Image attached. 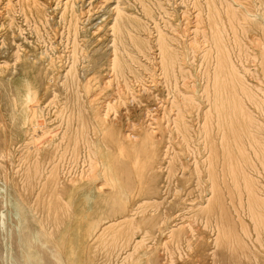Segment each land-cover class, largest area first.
<instances>
[{"label":"rangeland","instance_id":"374dc122","mask_svg":"<svg viewBox=\"0 0 264 264\" xmlns=\"http://www.w3.org/2000/svg\"><path fill=\"white\" fill-rule=\"evenodd\" d=\"M102 1L103 0H86L83 3L84 12L94 9L93 11H96L98 16L96 14L95 16L97 17L94 16L92 17L93 20L91 19L92 21L91 20L88 21L87 28H89V31H87L86 33L82 32L81 34H79V38H80L79 41L83 43L82 48L85 47L84 48L85 54L90 55L86 57V55L84 54V56L81 58L82 61L81 60L80 61L84 62L85 65H89V66L92 65L90 66V69L87 72L85 70L83 71L79 69V72L81 71L80 80H82V82L87 80L86 81L87 83L88 79H91L90 80V83H91L93 78L96 79L95 85L100 84L98 86L96 85L98 87L96 92L101 91V92H98L97 94L98 96L100 95L99 96L100 101L102 102V107H101V110H103L102 113L106 114V116L108 115V117H111V119H115L113 121H115L116 123H120L119 125L116 124L117 128L119 127L118 128L119 131H122L124 128L128 130L127 131L128 133H130L131 131L130 134L132 135L130 136L134 137V138L131 137V139H133L132 141L134 140L136 141L138 139L136 142L137 146L135 148H136V152L139 153L141 157H138V159H135V160L133 159L135 157L134 155L138 156L139 154L132 152L134 155L132 156L131 159L128 160V158H130L132 153L130 154V150L128 149H127L128 152L123 153L124 150L127 151L126 149L123 150V148H125L126 145L123 142H121L122 140L120 141V139H117L116 136L110 135L111 131L110 129H108V127H104L103 125H101L102 127L100 125H96L95 127L94 126L95 124L93 125L94 122L92 121V118H91L92 116L91 109L87 107L86 105V99L84 97L86 93L84 91H83L84 93L81 92V96L83 99H81L80 98L81 96H79L81 100L80 99L78 100V103L79 101H81L82 103L80 102L78 104L75 101L76 104L74 105L73 101H71L72 102L71 104H68L67 102L66 107H68L69 109L65 110L66 112H64L63 114L65 116L74 115V117H76L77 112L79 111L78 107L81 104H83V102L85 101L83 107L84 108L86 107V109H84V111L86 110L85 113L87 112L86 113L88 115L87 117L88 119L89 118L90 119L89 120L86 119V121L83 124L86 123L88 125L89 123L90 125L89 127H87L89 131V132L87 131V134L88 133L89 134L86 135L87 137L85 136L86 137L85 139H87L89 136L88 138L89 142H87V140L80 139L78 136L82 132L78 130L82 128V124L80 122L77 123L78 126L80 127L77 129L78 131L76 130V131L71 132V126L70 127L67 126L71 124L70 123L68 124L66 120L64 121V119H61L59 116L60 114H62V113H59V110L61 109L62 106H64V102H65L64 97L66 99L67 97L66 95H69V93L67 92L66 94V92L62 90L61 85H59L58 83H56L57 84L56 85L53 81L49 80L52 77L51 74H50L51 76L47 75V77H50V78L45 77V83L41 85L39 89V93H38V98L43 102L42 107L45 110L44 113L46 115L41 118L39 116L37 120H39L38 122L41 123V126L47 129L45 130L46 133H44V136L39 139V140L41 139L42 140L37 141L33 145V150L35 151L38 150L40 155H38V158H36L34 155L31 156L28 153V148L26 147H28V143L32 142L31 134L29 133L30 127H31L30 125L36 119H35V116H32L30 118L31 123L29 122L25 125H22L23 119H21V117L16 114L17 109L15 111V107L13 105L15 97L16 98L18 97V94L16 93V90H15V86H17L21 82V77L19 74L20 73V61H19L18 56H22L25 50H31V51L35 50L36 53L41 54L47 59L50 58L51 56V58L57 59V61H60L61 59L60 63L64 62L67 65L69 63L68 55H69V50L71 49V45H72L71 43L72 38L69 39L67 28L64 25V23H62V21H57V20H60L58 17H54V19L51 20V23H50L51 25L50 24H48L50 26L47 25L48 29L47 27L44 28L45 30H49V31L45 32L44 29L42 28L41 30L42 37L39 39H36L37 37L36 35H34L35 33L33 32L32 27L29 26L26 23V21H24L23 14L22 13L20 14V12L17 10V9H20L19 6L16 4L17 0H0V264H209V263L210 264L212 263L221 264L223 263V261L225 264L227 263L230 264V262L231 264L232 263L234 264H264V256L261 254L260 241L256 237L254 221L251 218V216H249L248 210L242 209L239 203H237L238 200L235 198V195L233 199L234 202H231L229 198L231 203L230 202L228 203L229 200L226 201V199H228L226 197L224 200L223 218L227 226L230 227L231 233L229 232L228 238H226L225 240L223 239V241L221 242L219 239H217V236H216L217 232H216V229H214V225L210 226V224L207 223L205 216L203 215L197 216L196 215L197 208L195 207H198V206L192 207L193 205L190 204L191 201L189 200L192 198L193 199L198 198V195H197L198 185L196 186L197 176L193 173V167H194V162L196 161V159H201V156L205 154L206 149L203 146L205 144V140H204L205 139V127L207 126V124L205 123V120L207 119L206 113L210 109V106L207 103H205L206 94L204 92L208 78L206 74L207 62L203 57V54H204L203 50L206 49V47L204 46H206L208 42H207V39L204 38L205 37L204 33H202L204 32V29L202 27L201 28L203 30L200 28L196 31L195 30L196 28L194 29V27H191V26H193L195 18L198 16L197 14L200 11L199 9H201L202 11V16L205 19L207 18L206 20H208L209 18L208 10L209 9H207L208 7V4L206 3L207 0H199V1L197 0V2L196 0L195 2L194 0L192 1L191 0L189 1L188 0L187 1L186 0H160L162 1L161 7L157 5L156 2H154L155 0H150L151 1L150 2L151 12H148V14H146L147 10H144L145 8L143 7V4L141 2H138V0L137 1L136 0H129V1L122 0L124 2V5H128V8L131 9L129 12L133 13V15L140 17L143 20L144 25L146 24L144 29H140V31L138 28L136 29V31L134 29L133 30L134 35L140 38L144 37L145 40H148V44H149V48L146 50L148 53L147 52L141 53V52L136 51L135 49L133 50L134 55L136 57L135 61L132 60L131 62L132 63L131 68L133 67L132 68L133 70L125 69L124 74L119 73L116 69L111 68L113 66V61H110V60H113L114 58L112 54L113 49L111 47L112 41L110 40L112 39V36H111L112 29L111 28L114 23V18L116 17V14H114L111 9L114 8L115 3H113L112 1V2H107V3L105 2V4L104 3L102 4ZM156 1H159V0H156ZM238 1H241V0H238ZM238 1L235 0V3L238 4L239 3ZM242 1L243 2H240L238 4V7L243 14L247 13L245 17L242 18V21L248 18L247 20L249 21L253 20L254 22V19H255L256 20L254 22L255 28L259 29V26L257 25V23L259 22L258 20L261 21V18H262L261 15L264 14V10H263L264 0L263 1L262 0H259V1L258 0H251V1L245 0V2L250 1L254 6L251 3H249L250 5H248V2L245 3L244 0ZM127 2H129V4ZM200 3L201 5L199 6ZM194 4L196 5V7L193 6ZM241 4L245 5V7L242 6ZM101 6H103V8H101ZM16 10L18 11V13ZM247 11H249L250 13ZM248 14H251V15L248 16ZM251 16L254 19H250L249 17ZM247 20L244 22L247 23L248 22ZM203 24L205 25L207 23H202L200 26H202ZM95 27H98V28L101 27L100 29L101 31L96 30ZM159 31H163V32L165 31V33H167L168 36H171L170 39L172 41L171 42L172 45L174 44L173 47L180 53V56H179L180 59L178 63L176 64L175 73L177 74L174 73L171 75L170 74L167 75L164 69V66L161 60L160 46L157 40ZM195 31L196 33L199 32L198 35L195 33ZM138 32H139V35L137 34ZM255 32L257 31L255 30ZM255 32L254 33L251 32V35H248L249 37L251 36L252 38H249V37L247 38L246 36H243L242 41H243V44L246 45L243 48V51L246 49V51L243 52L245 56L242 53L238 52L237 47H235L234 61H236V65L238 69L239 70L241 69L240 71L241 73H243L242 75H244L245 80L249 83L250 86L259 84L260 85L259 87H264V77H263L264 70L261 66V64L264 63V58H263L262 52L259 51V48L256 49V46L254 45V41L252 40L253 37L256 36V35L254 36V34H256ZM92 33H99L104 36L102 37L104 41H102L103 43L101 44V47L99 48V51L96 52V54L95 53L93 54V49H96L97 47H95V45L92 43L91 44L88 43L89 42L88 35L90 37V34L92 35ZM257 33L260 34V31H258ZM248 34H250V32ZM188 37L190 40H188ZM17 42L20 47L17 45ZM130 44H131V47H133L131 40H130ZM182 45H185V46H182ZM15 46L17 47L15 48ZM248 46L250 49L248 48ZM249 51L250 53H248ZM254 51H256V53ZM31 54H34V53H31ZM261 55H262L263 61H260ZM253 56H255V58ZM136 59H139V60H136ZM211 61L216 63V58L212 59ZM78 66L79 68H81L80 62H78ZM212 68H211L212 72L214 73L215 65ZM261 69L263 71H260ZM82 75L83 77L84 76L86 77L83 78ZM102 78H104L105 80ZM46 79H48V81ZM97 80L98 82L99 81L100 82L97 83ZM102 81L103 82L105 81L104 82L105 84ZM50 83H52L53 85H51ZM101 83L103 84L104 88L99 89V87H103ZM49 85H51L52 88ZM228 89H230V86H228L226 90ZM257 90H258L257 92L260 98L263 100L264 99V89L263 90L257 89ZM61 93L62 95H60ZM191 95L195 99L194 106L192 105V106H189L190 108L189 107L185 108L184 105L182 106L180 104L181 107L183 108L179 107V104L177 101L181 99L180 97L191 96ZM68 105H72V107L71 106L69 107ZM255 105H256L255 103H252L251 101L248 100L247 103L245 104V111L249 113L251 117L253 116L256 119V122L260 124L259 126H261V131H260L261 133H259L258 135L259 136L258 139L260 143L259 142L255 143V141L253 140L256 147L252 145L251 143L252 138L250 137L252 133H249L250 129L253 128V123L251 122V120H249L246 117H242V118L239 117L237 121H235L236 118L233 117L235 112L234 110L231 111V109L228 106L226 108H222V109L220 108L219 113H217V111L214 109L212 110V113H211L212 116L210 115V118L208 117L211 123L210 126H212V128L209 125L208 127L211 128L212 132L214 131V133H212V136H216L217 131H219L220 135L222 133H223L222 135H224V138L221 140L220 147L221 145H224V146H222L219 150V152L222 153L221 155L225 154V156L223 155V158H225L228 155V153L232 151L234 155L237 154L236 156V159H238L237 161L240 160L242 163L247 165V162H249L247 161V159L248 157H250L252 158V160L254 159V161L257 163V166L260 167L262 161H258L254 153V150L260 145L262 147L259 149L260 157L264 155L263 153L264 152V110L260 108V106L258 107ZM74 106H76L77 108ZM72 108L74 110H72ZM71 110L72 112H75L72 115L69 114ZM180 110H183L185 112V119L189 122V126H190L189 128L191 129L189 130L190 136L189 138H187V140L185 138L184 130L182 129L180 123H178L180 122L179 120L180 119L179 112H181ZM221 111L224 113H221ZM57 112L59 113V115ZM226 113L231 114L232 118H231V115L230 117H228L229 114H226ZM15 114L17 116V119L14 118ZM232 119L234 122H231L232 123L231 124L228 121H232ZM42 122H48V123L45 125ZM59 123L61 125H59ZM63 125L66 126L67 128L64 127ZM143 125L144 126L147 125V127L150 128V131H153L154 138H153V134L152 136L147 135L146 137L144 136V134L142 135L141 133L142 131L140 132V130H142ZM237 125L239 128L237 127ZM56 128H58L60 131ZM54 129H55V133L53 132ZM64 129L67 135L64 132ZM237 130H240L241 136L240 135L238 136V133L236 132ZM62 131H63V134H62ZM254 133H257V132L255 131ZM76 134L78 138H76ZM73 135H75V137H73ZM69 136H71V138ZM111 136H112V140H111ZM151 137L153 138L152 140H150ZM227 137H230V138H227ZM67 138L72 139V140L75 139L76 141L75 142L72 140L68 141L69 139ZM139 140L142 142L140 143ZM239 140H241L240 144H238V142H240ZM50 141L54 143V145H56L57 148L58 147L60 148V149L58 148L59 151H57L58 150L57 148H55L56 150L50 149L49 150L50 152L47 151L48 143ZM152 141H155L156 143H158L160 148L163 147L162 149L168 150L167 151L168 154L164 156L165 157L163 160L164 164L162 165L163 170L161 169L159 171L158 173L159 175L157 176V180H156V183L158 184V186L160 185L159 187L163 188L162 196L157 195L156 191H154L152 195L143 194L144 192H142V189L144 190L145 188L144 187L145 184H144V179L140 178L142 177V174L144 177L143 168L141 170V167H142L141 159L142 157H144V154L146 152V151L144 152V150L146 149H144L143 147L149 145ZM66 142L68 144H66ZM72 142H74L73 145H72ZM84 142L87 146H85ZM120 143H122V145L124 144L123 148L119 146L117 147V145H119ZM227 146H230V147L227 148ZM130 147L133 148L132 145H130ZM240 147L241 148L244 147L242 148L243 150ZM86 148L89 151L88 153H87ZM53 151L56 156L53 154ZM77 151L79 152L77 153ZM242 152L244 153L245 156L247 154L246 158ZM51 153L52 155L50 156L54 157V158L52 157V159L49 156V154ZM28 155L29 157L27 159L28 161H26L27 163L25 162L23 164L22 159H24V157ZM119 156L122 157V159H125L124 157H126L127 158L126 161L128 162L131 161L130 162L131 164H132V159L134 160V163L132 164L135 167V169L133 167L134 170L131 168L132 166L130 163H129L130 166L129 165H128L129 167L127 166L130 170V174L128 173L129 179L131 181V179L134 178L133 179L134 181L133 182L131 181L132 183L130 182L131 185L132 184L133 185L128 186L126 190L127 192L126 197L121 200L120 198L119 199L117 198L119 200V201L117 200L119 202L118 204L121 205V207L117 209L116 211L112 212L109 210V207L106 206L105 204L104 205L106 206V208H104L105 207L104 205H101L103 203H100L99 204L100 206L96 205L90 197L82 193L84 189L87 187V185H85L83 180L88 175H91L94 181L96 182V184H98L104 189L106 188L107 190H111V191L113 190V192L116 193L117 192L116 188H119L118 186L122 184V182H124L126 178H128L127 172H122V170L119 171L118 164L116 163L117 159L114 158V157L119 158ZM173 156H175L176 159L173 158ZM41 157L42 159L43 158L44 159L42 160ZM35 159L37 161H35ZM48 159L51 161H48ZM171 159H173V161L174 160L176 161L177 159L178 160L176 162H173ZM35 162L39 163L38 172L40 171L41 172L40 173L37 172L36 173L37 175L34 177L35 179L33 178L31 182L27 184L29 182L28 178H30V176L32 175V172L27 171V168H29V166H32L31 164ZM171 162H173L172 165H171ZM186 164L187 166L184 167V165ZM173 165L174 167L171 169L170 166H173ZM188 165L190 168L188 167ZM51 167L53 169H51ZM109 167L112 169H110ZM116 167L118 168L117 170H115ZM129 170L127 171L129 172ZM107 173H110V175H108ZM111 173H113L114 175ZM120 173L122 174L120 175ZM254 174H253L254 177H256L260 182H262V184H264L263 169L261 168V172H257ZM195 177L196 179H194ZM111 179L112 180L114 179L116 182L120 179V181L116 183L113 180V182L116 184L115 185ZM118 183L119 185H117ZM112 187L115 189H113ZM130 192L131 194H133L132 196ZM116 194H119V192ZM129 195L132 198L129 197ZM150 196L151 198H154L156 201L157 200L158 201L156 202L153 199L148 200L150 199ZM163 196L164 198L162 199ZM143 198H144V201L147 199L146 200L147 204L146 202L144 203L142 202ZM184 198H186L185 200H188V201L183 202ZM137 200H139L138 203H137ZM160 200L162 202H160ZM129 201L132 202L133 205H135V207L133 206L134 209L136 207L139 208V205H141L142 208L140 207L138 209L139 211H136L137 213L139 212L138 213L139 216H137L138 214L136 213H135L136 215L132 213L134 214L133 215L134 220L131 221V219H126L127 221H121L120 223L114 224V226L112 227L110 226L108 230H106L105 234H103L104 236L102 235L103 237L100 236V238L98 239V242L96 243L98 247L95 246L90 251H84V250L78 251L68 246L62 247L61 249H59V247L57 248L50 242V240H54V239L55 241L58 242V240L60 241V238L63 240L64 239L69 240L71 238V235H73L72 237H75L77 233H85L88 227H92V228L97 227V225H95L96 223L97 224L99 223L100 225L99 224L98 225L101 226L102 224L107 222V220H109V217L116 218L118 216H121L122 214H125L124 208H123L125 207L124 204L127 203L128 206L130 205L129 206L130 208L132 207V204H130ZM150 201L153 202L152 203L153 205L150 203V206H148V202ZM93 203L96 206L95 205L93 206ZM184 204H186L187 206ZM156 206L158 207V209L156 208ZM190 206L191 208H189ZM149 207H151V210ZM152 207L155 208L156 210V211L154 210V213L156 212L155 214L153 213ZM142 209L147 210L148 212L150 210V212L155 215L154 216L155 224H153L154 226L151 224L150 226L147 225V227L149 226L150 228L148 227L149 231L145 233L143 232L144 225H141V228H137L138 226L137 223L140 225V222H138L137 218L142 215L140 213ZM178 209L180 210L182 209L181 212L184 214H182ZM108 210L110 212L107 214ZM162 210L164 211V213ZM172 210H174L175 213H173ZM219 211L220 210H218V212ZM240 211L241 213L239 214ZM165 212L167 214H165ZM177 212L180 213L178 216H176L178 214ZM190 212H193V213L191 214ZM56 213H57V216H56ZM115 215L117 216L113 217ZM170 215H173L175 217L173 218V216H170ZM180 215H182V217ZM217 215H219L220 217L221 211H220V214L217 213ZM176 217H178L179 220ZM55 219H58V220H55ZM82 219L83 221H81ZM188 221L190 222L188 223ZM176 224H180L182 226L187 225L185 228L183 227L184 229H186L184 230L185 232L183 231L184 236L183 234L178 235L180 225H178V227L174 229V232H171V229H172L171 227L174 228V225ZM204 225L205 226L208 225V226L204 227ZM192 226H194L195 228ZM199 226L200 228L198 230L197 227ZM189 228L193 231H190ZM204 230L205 231L207 230L206 232L209 233L210 235L205 233ZM212 230L214 231L215 234L213 233ZM227 230H229V228H227ZM200 231L203 233L201 234ZM204 234H205L204 238L206 239L201 237ZM141 235L143 236V241H144L143 243H141L142 242ZM49 236L52 237L53 239L49 238ZM182 236L184 239H187V237L189 236L188 237L189 242L181 238ZM232 236L233 238H231ZM197 237L199 238V240L200 239L201 240L197 241L198 240ZM209 237H211L213 241L212 240L210 241ZM192 239L194 240L196 239L195 242ZM203 239H204L203 244L204 245L208 244L206 245V247H204L203 244L201 243ZM133 241L134 242L138 241L140 243L139 247L140 245L141 247L136 249L137 252L136 251L132 252V254L130 255L131 258L127 257L125 260H121L120 259L121 257L119 258L118 256L120 254H121L120 256L125 255L127 251L133 245L134 243ZM23 243L25 245L27 244L29 249L25 247V245L24 247H22ZM194 243H196V245ZM217 243L219 244L217 245L218 247L216 246ZM127 244H129V247L127 246ZM214 244L215 246H213ZM224 244L225 245L227 244L228 246L224 247ZM197 245H199V247H197L198 250L196 249ZM220 246H223V248H225L224 249L225 252L224 250L221 251L222 247ZM200 247H202L203 249L205 248V250H203ZM216 247H217V250H216ZM199 249L200 250L202 249L203 253L205 252L211 255L209 256L208 254L206 255L204 253L203 255H206V257L202 256V253ZM39 250H40V253L38 252ZM196 251H199L197 253L198 254L200 253L202 257L198 255ZM214 251L216 253H214ZM227 251L228 252L230 251L231 254H229L230 253L229 252L228 253L229 255H228ZM79 254H81V256H79ZM232 254H236L235 257L232 256ZM215 256H216V259H214ZM227 256L228 257L230 256V258L232 259L234 258V260L233 261L231 260L229 262L230 258H228ZM203 257L205 258V260L203 259ZM224 257L228 261L224 260ZM197 258L200 260H198ZM212 258L214 260H212ZM217 258H220V260ZM215 260H217L216 263H214ZM218 261H221V262L217 263Z\"/></svg>","mask_w":264,"mask_h":264},{"label":"bare ground","instance_id":"6f19581e","mask_svg":"<svg viewBox=\"0 0 264 264\" xmlns=\"http://www.w3.org/2000/svg\"><path fill=\"white\" fill-rule=\"evenodd\" d=\"M86 0H17L16 4L19 6L20 9H17L20 14L22 13L23 14V18H24V21H26V23L32 27V30L33 32L35 33L34 35H36V39H39L42 37V34H41V30L42 28L44 29L45 27H47L48 24L51 23V20L54 19V17H58L60 20H57V21H62V23H64V25L66 26L67 28V33L69 35V39L72 38V45H71V49L69 50V55H68V59H69V63L66 65L63 61V63H60L61 62V59L60 61H57V59H54V58H45L44 56H42L41 54H38L34 51H31V50H25L23 55L22 56H18L19 58V61H20V77H21V82L15 86V90H16V93L18 94V97L14 99V102H13V105L15 107V111H16V114L18 116L21 117V119H23L22 121V125H25L27 123H31L30 121V118L32 116H35V121L30 125V134H31V141L30 143H28V153L31 155V156H35L36 158H38V155H40L39 151H35L33 150V145L37 142V141H41L39 140L40 138H42L44 136V133L45 130H47L45 127L41 126V123L38 122L39 120L38 117L40 116L43 117L45 116L46 114L44 113V109L42 107V104L43 102L38 98V93H39V89L41 87V85H43L45 83V77H47V75H52L51 81H53L55 84L58 83L59 85H61V88L63 91L69 93V95H66V99L64 97V106L61 107V109L59 110V113H62L59 115L61 119H64V121L66 120L68 122V124L70 123L71 125H67L68 127L71 126V132L73 131H76L78 128H80L78 126L77 123H81L82 124V128L78 129L79 131H82L78 136L80 139H83V140H87L88 141V138L85 139L88 135L87 134V131H88V128L90 125L88 123V125L86 124H83L86 119H88V115L85 113L84 109H86V107L84 108L83 105H84V101L83 104H81L78 109L79 111L77 112V115L76 117H74V114L75 112H72V110H74L72 108L71 112L69 114H71L72 116L68 115V116H65L63 113L66 112L65 110L69 109L68 107H66L67 105V102L68 104H71L73 101L74 105L76 104V102L78 103V100L82 98L81 96V92H85L86 95H84L85 99H86V105L87 107H89L91 109V118H92V121L94 122L93 125L96 127V125H103L104 127H108V129H110V135L112 136H116L117 139H120L121 142H123L126 147L123 148V145L122 143H120L119 145H117V147H121L124 149H128L130 150V154L133 152V153H137L136 152V142L137 140L135 141H132L133 139H131V137L133 136H130L132 134L131 131L130 133H128L126 130V128H124L122 131H119L118 128H117V125L116 124H120V123H116L115 119H111V117H108V115L106 116V114H103L101 110V107H102V102L100 101V95L98 96V92H101V91H98L96 92V90L98 89V85L100 84H96V79H92V82L90 83V80L91 79H88V82L86 83L87 80H85L84 82H82V80H80V72H79V69L81 70H85L86 72L89 71L90 69V66L92 65H85L84 62H81V58L84 56L85 54V47L82 48L83 46V43H81L79 40V34H81L82 32L86 33L87 31H89V28H87V24H88V21L89 20H93L92 17H94L97 13L96 11H93V10H90V11H85L84 12V9H83V3L85 2ZM115 3V6L113 9H111L113 11L114 14H116V17L114 18V23H113V26H112V39L110 41H112V44H111V47L113 49V60H110V61H113V66L111 68L113 69H116L119 73H122L124 74L125 72V69L126 70H131V62L132 60L135 61V55H134V52L133 50L135 49L136 51L138 52H143V53H146L147 49L149 48V44H148V40H145L144 37L143 38H140L138 36H135L134 35V32L133 30L138 28L139 31L140 29H144L145 25L143 23V20L136 16V15H133V13L129 12L131 9L128 8V5H124V0H103L102 1V4L105 2H112ZM125 1H129V0H125ZM137 1V0H136ZM187 1V0H186ZM189 1V0H188ZM192 1V0H191ZM199 1V0H198ZM238 1V0H237ZM251 1V0H250ZM250 1H246L244 0L245 3L248 2V5H250L249 3H251ZM259 1V0H258ZM257 1V2H258ZM263 1V0H262ZM10 2V1H9ZM138 2H141L143 4V7L145 8L144 10H147V13L148 12H151V7H150V0H138ZM156 2L157 5H159L161 7V4H162V1H154ZM195 2V0H194ZM197 2V0H196ZM239 3L240 2H243L242 0L241 1H238ZM237 2V3H238ZM91 3V2H89ZM129 4V2H127ZM140 3V4H141ZM206 3L208 4V7L207 9L208 10V14H209V18L208 20H206L203 16H202V11L201 9H199V13L197 14L198 16L195 18V21H194V24L193 26L191 27H194V29L197 31L198 29H200L201 27L204 29V38L207 39V42L208 44L204 47H206L204 51V54H203V57L204 59L206 60L207 62V69H206V74H207V84H206V87H205V94H206V101L205 103H207L209 106H210V109L207 111L206 113V117L208 119V117L210 118V115L212 113V110H216L217 113L220 112V108H226L227 106L232 110H234V116L236 119L235 121H237V119L239 117H246L248 118L249 120H251V122L253 123V128L250 129V132L248 130L249 133H252L250 135V137L252 138L251 140V143L254 147L255 146V143L259 142V133H261V126H259L260 124H258L256 122V119L252 116H250L249 113H247L245 111V104L247 103V101H251L252 103H255L256 105L255 106H260V108H262L264 110V99L262 100L258 94V90H263L264 87H259L260 85L259 84H256V85H252L250 86L249 83L245 80L244 78V75H242L243 73H241V69L239 70L237 65H236V61H234V54H235V47H237L238 49V52L242 53L244 51H246V49L243 51V48L246 46L243 44V36H246L247 38L249 37L248 35H251V32L254 33L255 30L258 32L260 31V34L255 32L256 34H254L255 37H253V41H254V45L256 46V49L259 48V51L262 52V55H263V58H264V14H262V18H261V21L258 20L259 22L257 23V25L259 26V29L255 28V19L251 16L249 17L250 19H254V22L253 20H247L248 22L245 23L244 21H242V18L245 17V14H243L239 7H238V4L235 3V0H207ZM260 3V2H259ZM8 4V2H7ZM111 4V3H110ZM153 4V3H152ZM197 4V3H196ZM243 4V3H242ZM241 4V5H242ZM252 4V3H251ZM264 4V3H263ZM55 5V6H54ZM100 5V4H99ZM201 5V3L199 4V6ZM203 5V4H202ZM253 5V4H252ZM251 5V6H252ZM9 6V5H8ZM12 6V5H11ZM14 6V5H13ZM54 6V7H53ZM104 6V5H103ZM103 6H101V8H103ZM130 6V5H129ZM163 6V5H162ZM193 6L196 7V5L194 4ZM198 6V5H197ZM240 6V5H239ZM245 7V5H242ZM247 6V5H246ZM254 6V5H253ZM98 7V6H97ZM106 7V6H105ZM248 7V6H247ZM259 7V6H258ZM9 8V7H8ZM15 8V7H14ZM18 8V7H17ZM99 8V7H98ZM156 8V7H155ZM154 8V9H155ZM201 8V7H200ZM203 8V7H202ZM263 8V7H262ZM16 9V8H15ZM110 9V7H109ZM198 9V8H197ZM255 9V8H254ZM16 10V11H17ZM102 10V9H101ZM243 10V9H242ZM264 10V9H263ZM13 11V10H12ZM17 11V13H18ZM246 11V9H245ZM244 11V12H245ZM255 11V10H254ZM15 12V11H14ZM98 12V11H97ZM111 12V11H110ZM249 12V11H247ZM258 12V11H257ZM256 12V13H257ZM139 13V12H137ZM197 13V12H196ZM250 13V12H249ZM255 13V12H254ZM253 13V15H254ZM16 14V13H15ZM8 15V14H7ZM14 15V14H12ZM17 15V14H16ZM204 15V14H203ZM251 15V14H248V16ZM256 15V14H255ZM259 15V14H257ZM9 16V15H8ZM98 16V14H97ZM95 16V17H97ZM104 16V15H103ZM151 16V15H150ZM208 17V16H207ZM247 17V16H246ZM15 18V17H14ZM100 18V17H99ZM112 18V17H111ZM148 18V17H147ZM260 18V16H259ZM98 19V18H97ZM13 20V19H12ZM91 20V21H92ZM90 21V22H91ZM12 22V21H10ZM99 22V21H98ZM97 22V23H98ZM55 23V22H54ZM100 23V22H99ZM104 23V22H103ZM102 23V24H103ZM202 23H207V24H203L202 26H200ZM24 24V23H23ZM101 24V26H102ZM10 25V23H9ZM51 25V24H50ZM48 25V26H50ZM90 25V24H89ZM99 25V24H98ZM190 25V24H189ZM86 26V28H85ZM209 26V27H208ZM257 26V27H258ZM10 27V26H9ZM19 27V26H18ZM91 27V26H89ZM15 28V26H14ZM13 28V29H14ZM30 28V27H29ZM63 28V27H62ZM96 30H99L101 31V27H95ZM98 28V29H97ZM103 28V27H102ZM201 28V29H202ZM48 29V27H47ZM193 29V31H194ZM202 29V30H203ZM51 30V29H50ZM93 30V29H92ZM165 30V29H164ZM20 31V30H18ZM44 31H49V30H45ZM43 31V32H44ZM52 31V30H51ZM59 31V30H58ZM98 31V32H99ZM142 31V30H141ZM148 31V30H147ZM192 31V30H191ZM190 31V32H191ZM195 31V33H196ZM104 32V31H103ZM143 32V31H142ZM201 32V30H200ZM250 32V34H248ZM62 33V32H61ZM136 33V32H135ZM145 33V32H144ZM159 35H158V42H159V46H160V51H161V60H162V63H163V66H164V69L168 74H174L175 71H176V64L178 63L179 61V56H180V53L173 47L174 44L172 45V41L170 39L171 36H168L167 33H165V31H159L158 32ZM169 33V32H168ZM199 32H197L196 34L198 35ZM48 34V33H47ZM57 34V33H56ZM139 35V32L137 33ZM141 34V33H140ZM188 34V33H186ZM185 34V35H186ZM201 34V33H200ZM12 35V34H11ZM62 35V34H60ZM64 35V34H63ZM88 35V34H86ZM196 35V36H197ZM55 36V35H54ZM188 36V35H187ZM47 37V36H46ZM50 37V36H49ZM104 37L103 35L99 34V33H92V35L90 34V37L88 35V43H92L95 45V47H97L96 49H93V54L97 51H99V48L101 47V44L103 43L102 41ZM106 37V36H105ZM245 37V38H246ZM82 38V37H81ZM175 38V37H174ZM194 38V37H193ZM249 38H252L251 36ZM49 39V38H48ZM68 39V38H67ZM196 39V38H195ZM13 40V39H12ZM27 40V39H25ZM53 40V39H52ZM63 40V39H62ZM70 40V41H71ZM130 40L132 42V45L133 47H131V44H130ZM174 40V39H172ZM188 40L189 37H188ZM246 40V39H245ZM244 40V41H245ZM2 41V40H1ZM23 41V40H22ZM39 41V40H38ZM86 41V40H85ZM84 41V43H85ZM184 41V40H183ZM192 41V40H191ZM248 41V40H247ZM251 41V40H249ZM252 41V43H253ZM29 42V41H28ZM40 43V42H39ZM82 45H81V44ZM196 43V42H195ZM245 43V42H244ZM30 44V43H29ZM176 44V43H175ZM205 44V43H204ZM247 44V43H246ZM17 45H18V42H17ZM110 45V44H109ZM19 46V45H18ZM89 46V45H88ZM103 46V45H102ZM177 46V45H176ZM182 46H185V45H182ZM192 46V45H191ZM194 46V45H193ZM198 46V45H197ZM200 46V44H199ZM198 46V47H199ZM17 46H15L16 48ZM20 47V46H19ZM110 47V48H111ZM202 47V46H201ZM203 47V48H204ZM94 48V46H93ZM189 48V47H188ZM249 48V46H248ZM21 49V48H20ZM89 49V48H88ZM91 49V47H90ZM184 49V48H183ZM182 49V50H183ZM197 49V47H196ZM195 49V51H196ZM250 49V48H249ZM252 49V48H251ZM255 49V48H254ZM17 50V49H16ZM201 50V49H200ZM91 51V50H90ZM108 51V50H107ZM248 51V49H247ZM34 53V54H31V53ZM65 52V51H64ZM252 52V50H251ZM256 53V51H254ZM15 53V52H14ZM18 53V52H17ZM48 53V52H47ZM148 53V52H147ZM198 53V52H197ZM246 53V52H245ZM250 53V51L248 52ZM253 53V54H255ZM13 54V53H12ZM90 54V53H89ZM259 54V53H258ZM40 55V56H39ZM62 55V54H61ZM86 55V54H85ZM240 55V54H239ZM244 55V54H243ZM262 55H261V59L260 61H263L262 60ZM90 55H86V57H88ZM245 56V55H244ZM243 56V57H244ZM247 56V55H246ZM259 56V55H258ZM257 56V57H258ZM47 57V56H46ZM98 57V56H97ZM106 57V56H105ZM202 57V58H203ZM238 57V56H237ZM242 57V58H243ZM255 58V56H253ZM96 58V57H95ZM216 58V63L212 62L211 60ZM63 59V57H62ZM98 59V58H97ZM240 59V58H239ZM258 59V58H257ZM16 60V59H15ZM81 60V61H80ZM85 60V59H84ZM136 60H139V59H136ZM238 60V59H237ZM7 61V59H6ZM86 61V60H85ZM95 61V60H94ZM258 61V60H257ZM78 62H80L81 64V68H79L78 66ZM100 62V61H99ZM259 62V61H258ZM14 63V62H13ZM86 63V62H85ZM6 64V63H5ZM99 64V63H98ZM259 64V63H258ZM95 65V64H94ZM206 65V64H205ZM215 65V71L214 73L212 72V67ZM257 65V64H256ZM89 66V67H87ZM98 66V65H97ZM135 66V65H133ZM182 66V65H181ZM180 66V67H181ZM263 70H264V63L261 64ZM6 67V66H5ZM129 67V68H128ZM260 67V66H259ZM258 67V68H259ZM212 68V69H211ZM240 68V67H239ZM252 68V67H251ZM257 68V69H258ZM135 69V68H134ZM133 70V69H132ZM136 70V69H135ZM178 70V69H177ZM254 70V69H253ZM262 69L260 71H263ZM110 71V70H109ZM116 71V72H117ZM255 71V70H254ZM115 72V70H114ZM117 72V73H118ZM259 72V71H258ZM85 73V72H84ZM105 73V72H104ZM116 73V74H117ZM184 73V72H183ZM255 73V72H254ZM261 73V72H260ZM177 74V73H175ZM256 74V73H255ZM50 75V76H51ZM87 75V74H86ZM104 75V74H103ZM182 75V74H181ZM263 75V73H262ZM122 76V75H121ZM173 76V75H172ZM256 76V75H255ZM83 77V75H82ZM86 77V76H84ZM83 77V78H84ZM264 77V76H263ZM262 77V78H263ZM47 78H50V77H47ZM89 78V77H88ZM91 78V77H90ZM254 78V77H253ZM259 78V76H258ZM261 78V79H262ZM5 79V78H4ZM9 79V78H8ZM104 79V78H102ZM48 81V79H46ZM105 80V79H104ZM213 81V82H212ZM262 81V80H261ZM14 82V81H13ZM94 82V83H93ZM100 82V81H99ZM98 80H97V83H99ZM103 82V81H102ZM105 82V81H104ZM103 82V83H104ZM16 84V82H15ZM48 84V82H47ZM51 85H53L52 83H50ZM105 84V83H104ZM49 85V86H51ZM57 85V84H56ZM101 85L103 86V84L101 83ZM48 86V85H47ZM230 86V89L226 90L227 87ZM48 88V87H47ZM52 88V86H51ZM60 88V89H61ZM100 88H104L103 87H99ZM257 88V89H256ZM46 89V88H45ZM59 89V88H58ZM102 90V89H101ZM104 91V90H103ZM13 92V91H12ZM52 92V91H51ZM58 92V91H57ZM64 92V94H65ZM83 92V93H84ZM180 92V91H179ZM190 92V91H189ZM188 92V93H189ZM193 92V90H192ZM195 93V92H194ZM59 94V93H57ZM101 94V93H99ZM185 94V93H184ZM192 94V93H191ZM263 94V93H262ZM51 95V94H50ZM62 95V93L60 94ZM182 95V94H181ZM201 95V94H200ZM46 96V95H45ZM53 96V95H52ZM79 96H81L79 98ZM204 97V98H205ZM181 99H179L177 102L179 104V107H181V105L185 106V108L189 107V106H194V97L191 95V96H182L180 97ZM48 99V98H47ZM80 99V100H81ZM62 100V99H61ZM68 100V101H67ZM76 101V102H75ZM81 101H79L80 103ZM50 103V102H49ZM78 103V104H79ZM82 103V102H81ZM45 104V103H44ZM181 104V105H180ZM61 105V104H60ZM69 107L72 105H68ZM48 107V106H47ZM76 107V106H74ZM66 108V109H65ZM77 108V107H76ZM183 108V107H181ZM190 108V107H189ZM192 108V107H191ZM196 108V107H195ZM180 109V108H179ZM228 110V109H226ZM70 111V110H69ZM181 112H179L180 114V125L182 127V129L184 130V134H185V138L187 140V138H189L190 136V133H189V130H191L189 127V122L185 119V112L183 110H180ZM186 111V110H185ZM18 112V113H17ZM47 113V112H46ZM51 113V112H50ZM68 113V111H67ZM221 113H224L221 111ZM16 114L14 115V118L17 119V116ZM66 114V113H65ZM226 114H229V113H226ZM67 115V114H66ZM105 115V116H104ZM231 114H229L228 117H230ZM212 116V115H211ZM223 116V115H222ZM237 116V117H236ZM53 117V116H52ZM58 117V116H57ZM227 117V118H228ZM45 118V117H44ZM50 118V117H49ZM179 118V117H178ZM231 118H232V115H231ZM60 119V120H61ZM90 119V118H89ZM88 119V120H89ZM205 120V123L207 124V126L205 127V144L203 145L205 147V154H203V156H201V159H196V161L194 162V167H193V173L197 176V184L196 186L198 185V198H195V199H189L191 201L190 204H192L194 206H198V207H195L197 208L196 210V215L197 216H205V219L207 221V223L210 224V226L214 225V229H216V232H217V239L221 241H223V239L225 240L226 238H228L229 236V232H230V227L227 226V224L224 222V218H223V211H224V208H223V205H224V200H225V197L228 198L226 199L231 200V202H234L233 199H234V195H235V198L238 200L237 203H239L240 207L242 209H246L248 210V214L249 216H251V218L253 219L254 221V228H255V232H256V237L257 239L260 241V250H261V254L264 256V184H262V182H260L256 177H254V173H257V172H261V168L263 169L264 171V155L262 157H260V153H259V149L262 148L259 144V146L254 150V153L258 159V161H262L261 162V166L258 167L257 166V163L254 161V159L252 160V158L248 157L247 161V165L242 163L240 160L237 161L238 159H236V156L237 154H233L232 151L230 153H228V155L223 158V155L225 156V154L221 155L222 153L219 152L220 148L224 145H221L220 147V143H221V140L224 138V135H220L219 134V131H217V134L216 136H212V133H214V131L212 132L211 128L212 126H210V121L209 119L208 120ZM242 120V119H241ZM240 120V121H241ZM44 121V120H43ZM48 121V120H46ZM78 121V122H77ZM91 121V120H90ZM91 121V122H92ZM66 122V124H67ZM90 122V124H91ZM118 122V121H117ZM213 122V121H212ZM229 123L231 122H234L233 119L232 121H228ZM245 122V121H244ZM44 123L45 125L48 123V122H42ZM62 123V122H61ZM193 123V122H192ZM241 123V122H240ZM243 123V121H242ZM249 123V122H248ZM65 124V123H64ZM232 124V123H231ZM237 124V123H236ZM43 125V124H42ZM59 125H61L59 123ZM80 125V124H79ZM92 125V126H93ZM179 125V124H178ZM179 125V126H180ZM208 125L211 127H208ZM243 125V124H242ZM64 126V125H63ZM131 126V125H130ZM51 127V126H50ZM66 127V126H64ZM102 127V126H101ZM142 127V126H141ZM192 127V125H191ZM229 127V126H228ZM238 127V125H237ZM241 127V126H240ZM67 128V127H66ZM91 128V127H90ZM89 128V129H90ZM220 128V127H219ZM239 128V127H238ZM58 129V128H56ZM82 129V130H81ZM216 129V127H215ZM59 130V129H58ZM56 130V131H58ZM63 130V128H62ZM77 130V131H78ZM96 130V129H95ZM103 130V129H102ZM101 130V131H102ZM139 130V129H138ZM193 130V128H192ZM236 130V129H235ZM52 131V130H50ZM60 131V130H59ZM119 131V132H118ZM142 131V132H141ZM227 131V130H226ZM242 131V130H241ZM257 132V133H254V132ZM49 132V131H48ZM55 133V129L53 131ZM64 132H65V129H64ZM69 132V133H71ZM89 132V131H88ZM107 132V133H108ZM140 132L142 133V135L144 134V136L146 137L147 135H151L153 134V138H154V133L153 131H150V128L143 125V128L142 130H140ZM238 133V136L240 135V130H237L236 131ZM235 132V133H236ZM61 133V132H60ZM66 133V132H65ZM76 133V132H75ZM79 133V132H78ZM91 133V132H90ZM233 133V131H232ZM62 134H63V131H62ZM134 134V133H133ZM193 134V133H192ZM226 134V133H225ZM242 134V132H241ZM248 134V133H247ZM51 135V134H50ZM65 135V134H64ZM67 135V133H66ZM246 135V134H245ZM53 136V135H52ZM55 136V135H54ZM72 136V135H71ZM71 136H69L71 138ZM86 136V137H85ZM112 136H111V140H112ZM237 136V137H238ZM241 136V135H240ZM48 137V136H47ZM58 137V136H57ZM63 137V136H62ZM67 137V136H66ZM73 137H75V135H73ZM72 137V138H73ZM235 137V136H234ZM52 138V137H51ZM54 138V137H53ZM65 138V137H64ZM76 138L77 137V134H76ZM134 138V137H133ZM136 138V137H135ZM148 138V137H147ZM152 137L150 138V140L153 139ZM227 138H230V137H227ZM236 138V137H235ZM49 139V138H48ZM47 139V140H48ZM60 139V138H59ZM58 139V140H59ZM62 139V138H61ZM66 139V138H65ZM69 139V138H67ZM240 139V138H239ZM44 140V138H43ZM52 140V139H50ZM63 140V139H62ZM61 140V141H62ZM72 139H69L68 141H70ZM78 140V139H77ZM237 140V139H236ZM253 140L255 141V143L253 142ZM64 141V140H63ZM62 141V142H63ZM67 141V142H68ZM72 141H76L75 139L72 140ZM119 141V140H118ZM117 141V142H118ZM130 141V143H129ZM149 141V139H148ZM194 141V140H193ZM227 141V140H225ZM229 141V140H228ZM240 142H238V144L241 143V140H239ZM60 142V141H59ZM66 142V144H68ZM72 142V145L73 143ZM86 142V141H85ZM84 142V144H85ZM139 142L141 143L142 141L139 140ZM234 142V141H233ZM61 143V142H60ZM59 143V144H60ZM77 143V142H76ZM116 143V141H115ZM114 143V144H115ZM235 143V142H234ZM233 143V144H234ZM260 143V142H259ZM56 144V143H55ZM63 144V143H62ZM90 144V143H89ZM112 144V143H111ZM113 144V145H114ZM146 144V143H145ZM225 144V143H224ZM229 144V143H228ZM227 144V145H228ZM26 145V144H25ZM65 145V144H64ZM62 145V146H64ZM97 145V144H96ZM95 145V146H96ZM130 145H132L133 148L130 147ZM141 145V144H140ZM60 146V145H59ZM61 146V147H62ZM85 146H87L85 144ZM139 146V145H138ZM226 146V145H225ZM237 146V145H236ZM243 146V145H242ZM67 147V146H66ZM75 147V145H74ZM129 147V148H128ZM140 147V146H139ZM146 147V148H145ZM143 147L144 149V157H142L141 159V170L143 168V172H144V177H143V174H142V177L140 178H143L144 179V190L142 189V192H144L143 194H153L154 191H156V194L157 195H161L162 196V189L163 188H160L158 186V184L156 183V180H157V176L159 175V171L163 168V160H164V156L168 154V150L166 149H162L160 148V146L158 145V143H156L155 141H152L149 145ZM230 147V146H227V148ZM235 147V146H234ZM238 147V146H237ZM57 148L56 145H54V143H52L51 141L48 143V150L49 151L50 149H55ZM59 148V147H58ZM57 148V149H58ZM69 148V147H68ZM241 148V147H240ZM238 148V149H240ZM244 148V147H242ZM241 148V149H242ZM19 149V148H18ZM60 149V148H59ZM59 149L57 151H59ZM64 149V148H62ZM74 149V148H73ZM72 149V150H73ZM76 149V148H75ZM87 149V148H86ZM85 149V150H86ZM119 149V148H118ZM117 149V151H118ZM231 149V148H230ZM237 149V150H238ZM56 150V149H55ZM78 150V149H77ZM90 150V149H89ZM94 150V149H93ZM96 150V149H95ZM121 150V149H120ZM127 151H123V153H126L128 152ZM224 150V149H223ZM222 150V151H223ZM243 150V149H242ZM241 150V151H242ZM27 151V150H26ZM55 151V152H57ZM91 151V150H90ZM143 151V150H142ZM240 151V152H241ZM263 151V150H262ZM50 152V151H49ZM74 152V151H73ZM72 152V153H73ZM76 152V150H75ZM79 151H77L78 153ZM88 149H87V153H88ZM244 152V151H243ZM242 152V153H243ZM46 153V152H44ZM118 153V152H117ZM132 153V155H128L130 156L129 159L132 158V156L134 155ZM142 153V152H141ZM226 153V152H225ZM246 153V152H245ZM264 153V152H263ZM26 154V153H25ZM53 154H54V151H53ZM113 154V153H112ZM116 154V153H114ZM129 154V153H128ZM139 154V153H137ZM239 154V153H238ZM241 154V153H240ZM46 155V154H44ZM43 155V156H44ZM48 155V153H47ZM52 155L49 154V156ZM55 155V154H54ZM109 155V154H108ZM118 155V154H116ZM125 155V154H123ZM122 155V157H123ZM242 155V154H241ZM244 155V153H243ZM249 155V154H248ZM19 156V155H18ZM24 156V155H23ZM56 156V155H55ZM91 156V155H90ZM111 156V155H110ZM127 156V155H126ZM135 157L133 158L134 160L135 159H138V157H141V155L139 154L138 156L134 155ZM245 156V155H244ZM247 156V154H246ZM245 156V158H246ZM29 155L28 156H25L23 160V164L28 161ZM40 157V156H39ZM51 159L53 156H50ZM122 157L119 156V158L117 157H114L115 159H117V164H118V168H119V171L122 170V172H127V174L129 173L130 174V170H129V163L131 162H128L126 161L127 158L124 157L125 159H122ZM177 157V156H176ZM242 157V156H241ZM17 158V157H16ZM33 158V157H32ZM46 158V157H45ZM54 158V157H53ZM111 158V157H110ZM173 158H175V156H173ZM243 158V157H242ZM262 158V159H261ZM42 159V157H41ZM44 159V158H43ZM42 159V160H43ZM114 159V160H115ZM122 159V160H121ZM132 159V164L134 163V160ZM176 159V158H175ZM241 159V158H240ZM244 159V158H243ZM33 160V159H32ZM46 160V159H45ZM55 160V159H54ZM113 160V161H114ZM140 160V158H139ZM173 161V159H171ZM178 160V159H177ZM176 160V161H177ZM245 160V159H244ZM35 161H37L35 159ZM48 161H51L48 159ZM77 161V160H76ZM116 161V160H115ZM175 160L173 162H176ZM181 161V159H180ZM30 162V161H29ZM39 162V161H38ZM32 163L31 165L32 166H29V168H27V171H30L32 172V175L30 176V178H28L29 182L27 184H29L31 182V180L37 175L36 173L38 172V169H39V163ZM41 162V161H40ZM45 162V161H44ZM54 162V161H53ZM56 162V161H55ZM90 162V161H89ZM112 162V160H111ZM138 162V161H136ZM135 162V163H136ZM173 162H171V165L173 164ZM8 163V162H7ZM27 163V162H26ZM59 163V162H58ZM140 163V161H139ZM170 163V162H169ZM181 163V162H180ZM186 163V162H185ZM259 163V162H258ZM41 164V163H40ZM55 164V163H54ZM60 164V163H59ZM68 164V163H67ZM90 164V163H89ZM131 164V163H130ZM131 164V168L133 169V165ZM137 164V163H136ZM189 164V163H188ZM47 165V164H46ZM53 165V164H52ZM56 165V164H55ZM110 165V164H109ZM113 165V163H112ZM115 165V164H114ZM129 165V166H128ZM170 165V164H169ZM175 165V164H174ZM173 166H170L171 169L174 167ZM54 166V165H53ZM61 166V165H60ZM117 166V165H116ZM128 166V167H127ZM182 166V165H181ZM187 166L184 165V167ZM50 167V166H49ZM63 167V166H62ZM61 167V168H62ZM137 167V165H136ZM189 167V165H188ZM110 168V167H109ZM116 167L115 170L118 169ZM130 168V169H131ZM140 168V167H139ZM190 168V167H189ZM50 169V168H49ZM51 169H53L51 167ZM50 169V170H51ZM112 169V168H110ZM131 169V170H132ZM135 169V167H134ZM133 169V170H134ZM170 169V170H171ZM46 170V169H45ZM129 170V172L127 171ZM132 170V171H133ZM138 170V168H137ZM140 170V171H141ZM145 170V171H144ZM163 170V169H162ZM186 170V169H185ZM26 171V172H27ZM48 171V170H47ZM103 171V170H102ZM107 171V170H106ZM136 171V170H135ZM184 171V170H183ZM41 172V171H40ZM38 172V173H40ZM111 172V171H109ZM117 172V171H115ZM138 172V171H137ZM136 173V172H135ZM142 173V172H141ZM172 173V172H171ZM30 174V173H29ZM108 175H110V173H107ZM113 174V173H111ZM122 173H120L121 175ZM126 174V173H125ZM129 174H128V178L125 179L124 182H122V184L119 185V183L117 185H119L118 187L119 188H115L117 189V192H119V194H116L113 192V190H106L104 188H102L101 186H99L98 184H96V182L94 181V179L92 178L91 175H88L86 178H84L83 182L85 183V185H87V187L84 189V191L82 192L84 195H87L88 197H90L93 202L96 204V205H99L100 203H103L101 205H106L109 207V210L114 212L116 211L117 209H119L121 207V205H119L118 203V199L120 198L121 199H124L127 195V188L128 186L131 185V183L134 181L133 179H129ZM134 174V173H133ZM254 174V175H253ZM114 175V174H113ZM116 175V174H115ZM132 175V174H131ZM130 175V176H131ZM170 175V173H169ZM193 175V174H192ZM137 176V175H136ZM172 176V175H171ZM170 176V177H171ZM114 177V176H113ZM119 177V176H118ZM112 178V177H111ZM121 178V177H120ZM132 178V177H131ZM137 178V177H136ZM35 179V178H34ZM45 179V178H44ZM117 179V178H115ZM122 179V178H121ZM196 179V177L194 178ZM112 180V179H111ZM114 180V179H113ZM112 180V182H113ZM140 180V179H139ZM25 181V180H24ZM61 181V180H60ZM115 181V180H114ZM120 181V179L118 180ZM117 181V182H118ZM123 181V180H121ZM116 182V181H115ZM116 182V183H117ZM131 182V183H130ZM114 183V182H113ZM139 183V182H138ZM194 183V182H193ZM115 184V183H114ZM113 184V185H114ZM141 184V183H140ZM155 184V185H154ZM42 185V184H41ZM116 185V184H115ZM133 185V184H132ZM131 185V186H132ZM138 185V184H136ZM38 186V185H37ZM54 186V185H53ZM55 187V186H54ZM140 187V185H139ZM137 187V188H139ZM56 188V187H55ZM113 188V187H112ZM113 188V189H115ZM130 188V187H129ZM119 189V190H118ZM136 189V188H135ZM55 190V189H53ZM132 190V189H131ZM140 190V189H138ZM58 192V191H57ZM60 192V191H59ZM129 192V191H128ZM132 192V191H131ZM130 192V194H131ZM134 192V190H133ZM141 192V191H140ZM141 192V193H142ZM25 193V192H24ZM133 194H131L132 196ZM196 195V194H195ZM196 195V196H197ZM129 195V197H131ZM158 196V197H159ZM187 196V195H186ZM148 197V195H147ZM189 197V196H188ZM192 197V196H191ZM118 198V199H117ZM132 198V197H131ZM157 198V197H156ZM164 198V196L162 197V199ZM128 199V197H127ZM126 199V200H127ZM130 199V198H129ZM155 200L154 198H151L150 196V199L148 200ZM158 199V198H157ZM186 198H184L183 202L184 201H188V200H185ZM188 199V198H187ZM197 199V200H196ZM199 199V201H198ZM118 200V201H117ZM125 200V201H126ZM147 200V199H146ZM144 201V198L142 200V202H146L147 204V201ZM230 200L228 201V203L230 202ZM128 201V200H127ZM126 201V202H127ZM139 200H137V203H138ZM141 201V200H140ZM156 201V200H155ZM158 201V200H157ZM156 201V202H157ZM130 202V201H129ZM128 202V203H129ZM141 202V203H142ZM160 202H162L160 200ZM230 202V203H231ZM93 203V206L95 205ZM125 203V202H123ZM140 203V204H141ZM150 203L152 204L153 202H148V206H150ZM159 203V202H158ZM130 204H132V207L130 208L127 203L124 204L125 207L124 208V212L125 214H122L121 216H118L116 217L117 215L113 216V217H116V218H110L109 217V220H107V222H105L104 224H102L101 226H99L97 223L95 225H97V227L95 228H92V227H88L87 228V231L85 233H77L75 235V237H72L73 235H71V238L69 240L67 239H61L60 238V241L58 240L55 241L54 240H50V242L56 246L57 248L59 247V249H61L62 247H70V248H74L78 251H90L92 248H94L95 246L98 247L96 245V243L98 242V239L100 238V236H102L103 234H105L106 230H108V228L111 226H114V224L116 223H120L121 221H127L126 219H131L134 220V217L133 215L136 213L138 214L136 211H139L138 209L141 207V205H139V208L135 207V205H133L132 202H130ZM157 204V203H156ZM155 204V205H156ZM178 204V203H177ZM182 204V202H181ZM180 204V205H181ZM187 204V203H186ZM184 204V205H186ZM189 204V203H188ZM55 205V204H54ZM63 205V204H62ZM95 205V206H96ZM104 205V206H105ZM143 205V204H142ZM153 205V204H152ZM159 205V204H158ZM157 205V206H158ZM236 205V204H235ZM238 205V206H239ZM59 206V205H57ZM68 206V205H67ZM73 206V205H72ZM100 206V205H99ZM106 206L104 208H106ZM134 206V207H133ZM138 206V205H136ZM144 206V205H143ZM146 206V207H148ZM156 206V208L158 209V207ZM187 206V205H186ZM237 206V207H238ZM52 207V205H51ZM145 207V206H144ZM154 207V206H153ZM152 207V208H153ZM232 207V206H231ZM236 207V206H235ZM239 207V209H240ZM34 208V207H33ZM39 208V206H38ZM64 208V207H62ZM71 208V207H70ZM99 208V207H98ZM101 208V207H100ZM142 208V207H141ZM150 210H151V207H149ZM169 208V207H167ZM191 208V206L189 207ZM194 208V210H195ZM174 209V208H173ZM185 209V208H184ZM233 209V208H232ZM237 209V208H236ZM39 210V209H38ZM108 210L107 214L110 212ZM141 210V209H140ZM147 211V210H144L142 209V211H140V213L142 214L140 217H138V222H140V225L137 223V228H141V225H144V229H143V232H147L149 231L148 230V227L153 224H155V218H154V210L155 208H153V213L152 214L151 212ZM168 210V209H167ZM180 212L181 210L178 209ZM177 210V211H178ZM218 210L221 211V216L219 217V215H217V213L220 214V211L218 212ZM238 210V209H237ZM66 211V210H65ZM135 211V212H133ZM156 211V210H155ZM158 211V210H157ZM163 211V210H162ZM171 211V210H170ZM168 211V212H170ZM173 213L174 210H172ZM190 211V210H189ZM192 211V209H191ZM242 211V210H241ZM241 211L239 212V214L241 213ZM68 212V211H67ZM123 212V213H124ZM184 212V211H183ZM186 212V211H185ZM234 212V211H233ZM39 213V212H38ZM134 213V214H132ZM164 213V211H163ZM178 213V212H177ZM182 213V212H181ZM191 214L193 212H190ZM189 213V214H190ZM42 214V213H41ZM60 214V213H59ZM135 214V215H136ZM165 214H167L165 212ZM180 213H178L176 216H178ZM184 214V213H182ZM188 214V213H186ZM237 214V213H236ZM55 215V214H54ZM102 215V214H101ZM163 215V214H162ZM243 215V214H242ZM56 216H57V213H56ZM139 216V214L137 215ZM170 216H173V215H170ZM182 217V215H180ZM184 216V215H183ZM48 217V216H47ZM69 217V216H68ZM132 217V218H131ZM175 216H173L174 218ZM207 217V218H206ZM228 217V216H227ZM35 218V217H34ZM56 218V217H55ZM67 218V217H66ZM166 218V217H165ZM169 218V217H168ZM172 218V217H171ZM170 218V219H171ZM178 218V217H176ZM186 218V216H185ZM195 218V217H193ZM200 218V217H199ZM220 218V219H219ZM47 219V218H46ZM54 219V218H53ZM184 219V217H183ZM182 219V220H183ZM188 219V218H187ZM204 219V218H203ZM202 219V220H203ZM29 220V218H28ZM55 220H58V219H55ZM54 220V221H55ZM140 220V221H139ZM179 220V218H178ZM181 220V219H180ZM189 220V219H188ZM194 220V219H192ZM201 220V219H200ZM51 221V220H50ZM71 221V220H70ZM83 221V219L81 220ZM130 221V222H131ZM173 221V220H172ZM175 221V219H174ZM205 221V223H206ZM57 222V221H56ZM168 222V221H167ZM184 222V221H183ZM190 221H188L189 223ZM102 223V221H101ZM173 223V222H172ZM171 223V224H172ZM185 223V222H184ZM195 223V222H193ZM232 223V222H231ZM39 224V223H38ZM63 224V223H62ZM146 224V226H145ZM182 224V223H181ZM208 224V225H209ZM92 225V224H91ZM147 225H149L147 227ZM157 225V224H156ZM178 225L180 224H176L174 225V228L171 227V232H174V229H176V227H178ZM195 225V224H194ZM208 225H204V227H207ZM154 226V225H153ZM173 226V225H172ZM187 225H180V229H179V232H178V235H181L183 234V231L186 230L184 229ZM201 226V224H200ZM199 227L198 230H199ZM203 226V225H202ZM30 227V226H29ZM170 227V226H169ZM168 227V228H169ZM184 227V228H183ZM190 227V226H189ZM194 227V226H192ZM226 227V228H225ZM117 228V227H116ZM150 228V227H149ZM152 228V226H151ZM195 228V227H194ZM212 228V227H211ZM223 228V229H222ZM227 228H229V230H227ZM166 229V228H165ZM164 229V230H165ZM202 229V227H201ZM141 230V229H140ZM153 230V229H152ZM159 230V228H158ZM163 230V231H164ZM169 230V229H168ZM190 231H193L189 228ZM195 230V229H194ZM196 230V231H198ZM211 230V229H210ZM137 231V230H136ZM207 231V230H206ZM205 230L204 232L207 233ZM213 231V230H212ZM244 231V230H243ZM139 232V231H138ZM185 232V231H184ZM201 232V231H200ZM156 233V232H155ZM170 233V232H169ZM189 233V232H188ZM187 233V234H188ZM197 233V232H196ZM195 233V234H196ZM203 232H201L202 234ZM214 233V231H213ZM231 233V232H230ZM142 234V233H141ZM171 234V233H170ZM186 234V233H185ZM198 234V233H197ZM209 234V233H207ZM206 234V235H207ZM215 234V233H214ZM246 234V233H245ZM18 235V234H17ZM30 235V234H29ZM167 235V234H166ZM172 235V234H171ZM192 235V234H191ZM194 235V234H193ZM210 235V234H209ZM247 235V234H246ZM245 235V236H246ZM64 236V235H63ZM104 236V235H103ZM102 236V237H103ZM170 236V235H169ZM168 236V237H169ZM184 236V234H183ZM183 236L181 238H183ZM208 236V235H207ZM231 236V235H230ZM48 237V236H47ZM167 237V238H168ZM189 237V236H188ZM188 237L187 239H184L186 241H188ZM193 237V236H192ZM202 238L205 237V234L203 236H201ZM200 237V238H201ZM18 238V237H17ZM49 238H52L49 236ZM141 238H142V242L143 243V236L141 235ZM179 238V237H177ZM198 238V237H197ZM210 238V241L212 240L211 237ZM233 238V236L231 237ZM238 238V237H237ZM53 239V238H52ZM182 239V240H183ZM191 239V238H190ZM206 239V238H204ZM204 239L202 240V244H203V241ZM215 239V240H217ZM133 240V238H132ZM141 240V239H140ZM181 240V241H182ZM194 240V239H192ZM196 240V239H195ZM194 240V242H195ZM201 240V239H200ZM199 238L197 241H200ZM238 240V239H237ZM196 241V242H197ZM213 241V240H212ZM234 241V240H233ZM134 242V241H133ZM189 242V241H188ZM216 242V241H215ZM129 243V242H128ZM205 243V242H204ZM208 243V241H207ZM213 243V242H212ZM236 243V242H235ZM35 244V243H34ZM131 244V243H130ZM139 242H134L133 245L131 246V248L127 251V253L125 255H122L120 256L119 254V258L121 260H125L127 257H130V255L132 254V252H135L137 248H140L139 247ZM174 244V243H173ZM196 245V243H194ZM193 244V245H194ZM210 244V243H209ZM24 243L22 244V247H24ZM145 245V244H143ZM194 245V246H195ZM208 245V244H206ZM206 245L203 244L204 247H206ZM219 245L218 243L216 244V246ZM221 245V244H220ZM127 246L129 247V244H127ZM215 246V244L213 245ZM228 245L224 244V247H227ZM231 246V245H230ZM234 246V245H233ZM19 247V246H18ZM25 247H28V245L26 244ZM33 247V246H32ZM149 247V246H148ZM180 247V246H179ZM197 247H199V245L196 246V249ZM218 247V246H217ZM217 247H216V250H217ZM222 247L221 251H223L225 248H223V246H220ZM219 247V248H220ZM38 248V247H37ZM174 248V247H173ZM202 248V247H200ZM213 248V247H212ZM211 248V249H212ZM229 248V247H228ZM227 248V249H228ZM234 248V247H233ZM247 248V247H246ZM11 249V248H10ZM27 249V251H28ZM36 249V247H35ZM49 249V248H48ZM203 249V248H202ZM202 249L200 250L201 253H202V256H205L208 254V253H205L206 255H203L204 253L202 252ZM70 250V249H69ZM180 250V249H179ZM198 250V249H197ZM205 250V248L203 249ZM220 250V249H219ZM231 250V248H230ZM60 251V250H59ZM58 251V253H59ZM213 251V250H212ZM211 251V252H212ZM234 251V250H233ZM232 251V253H233ZM40 253V250L38 251ZM137 252V251H136ZM145 252V251H144ZM199 252V251H196V253ZM209 252V251H208ZM220 252V251H219ZM225 252V250H224ZM230 252V251H229ZM227 251V254L229 253ZM69 253V252H68ZM142 253V252H141ZM213 253V252H212ZM214 253H216L214 251ZM245 253V252H244ZM62 254V253H61ZM73 254V253H72ZM76 254V253H75ZM198 254V253H197ZM196 254V255H197ZM220 254V253H219ZM224 254V253H222ZM231 254V252L229 253ZM228 254V255H229ZM200 255V253L198 254ZM197 255V256H198ZM209 255V254H208ZM211 255V254H210ZM209 255V256H210ZM236 254H232V256L235 257ZM79 256H81V254H79ZM93 256V255H92ZM179 256V254H178ZM201 256V255H200ZM201 256V257H202ZM214 256V255H212ZM226 256V255H225ZM231 256V255H230ZM230 256L228 258H230ZM72 257V256H71ZM83 257V256H82ZM117 257V258H118ZM223 257V256H222ZM238 257V256H236ZM256 257V256H255ZM131 258V257H130ZM185 258V257H184ZM208 258V257H207ZM115 259V258H114ZM198 259V258H197ZM202 259V258H201ZM203 259L205 260V258L203 257ZM214 259H216V256L214 257ZM212 258V260H214ZM220 260V258H217ZM223 259V258H221ZM259 259V258H258ZM200 260V259H198ZM203 260V261H204ZM211 260V259H210ZM224 260L228 261L227 259H225L224 257ZM233 261L234 258H230L229 259V262L230 261ZM217 260L214 261V263H216ZM236 261V259H235ZM259 261V260H258ZM221 261H218L217 263H219ZM244 262V261H243ZM224 263V261H223ZM221 263V264H223ZM246 263V262H245ZM251 263V262H250ZM210 264V263H209ZM213 264V263H212ZM225 264V263H224ZM229 264V263H227ZM231 264V262H230ZM234 264V263H232Z\"/></svg>","mask_w":264,"mask_h":264}]
</instances>
